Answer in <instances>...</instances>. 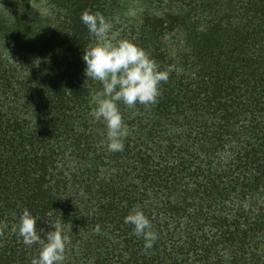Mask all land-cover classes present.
<instances>
[{
  "label": "trees",
  "instance_id": "obj_1",
  "mask_svg": "<svg viewBox=\"0 0 264 264\" xmlns=\"http://www.w3.org/2000/svg\"><path fill=\"white\" fill-rule=\"evenodd\" d=\"M85 10L174 68L155 105L119 104L120 152ZM25 209L42 239L63 224L64 264H264V0H0V264L38 255L12 231Z\"/></svg>",
  "mask_w": 264,
  "mask_h": 264
},
{
  "label": "clouds",
  "instance_id": "obj_2",
  "mask_svg": "<svg viewBox=\"0 0 264 264\" xmlns=\"http://www.w3.org/2000/svg\"><path fill=\"white\" fill-rule=\"evenodd\" d=\"M80 18L96 41L83 50L85 75L102 85V91L94 97L96 107L92 115L97 121L102 120L106 124L108 150L120 152L124 150L129 129L119 104L130 109H135L137 104L145 107L155 105L161 95V82L168 81L174 68L169 66L160 70L158 63L141 47L126 39L115 41L110 35L112 24L99 11L85 10ZM125 223L132 225L134 234L143 238L146 250L153 247L158 236L142 211L129 213ZM36 224L37 218L25 209L19 223L12 226V231L18 233L26 246H40L31 264H64L70 236L65 233L63 224L56 222L54 230L47 234L46 239L41 238ZM95 231L99 233V225Z\"/></svg>",
  "mask_w": 264,
  "mask_h": 264
}]
</instances>
